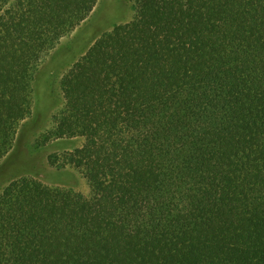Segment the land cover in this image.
<instances>
[{"label": "trees", "instance_id": "16d2710c", "mask_svg": "<svg viewBox=\"0 0 264 264\" xmlns=\"http://www.w3.org/2000/svg\"><path fill=\"white\" fill-rule=\"evenodd\" d=\"M95 2L18 0L0 23V160L28 112L29 59ZM134 2L62 80L53 137L84 142L48 160L89 196L9 180L0 264H264V0ZM42 26L51 41L29 46Z\"/></svg>", "mask_w": 264, "mask_h": 264}, {"label": "rangeland", "instance_id": "374dc122", "mask_svg": "<svg viewBox=\"0 0 264 264\" xmlns=\"http://www.w3.org/2000/svg\"><path fill=\"white\" fill-rule=\"evenodd\" d=\"M22 5L18 4V0H0V18L3 17L0 23L7 22L10 11L11 14L17 15L23 13L26 8L21 7ZM135 16L134 0H96L85 20L75 25L72 30L64 31L50 48L48 45L44 46V51L37 60L29 59L23 72L28 112L16 126L11 150L0 160V190L11 179L28 177L50 187L64 188L84 197L89 196L88 182L81 173L70 165L58 168L60 159L54 166L48 160L49 157L62 158L65 153L80 148L84 142V139L78 136L53 137L56 120L60 118L66 104L62 80L97 39L110 33L116 26L132 22ZM41 28L39 32L42 35L30 41L29 46L34 43L37 47L51 41L52 35L46 34L48 29H44L43 26ZM4 38L0 26V47L3 49ZM11 50L4 49L1 54ZM9 63L5 64L6 67ZM6 75L5 73V80L10 83V90L14 94H20V90L15 87L16 72L11 70L10 76ZM1 87H4V84L1 83ZM1 87L0 90H4ZM4 100H7V97L3 96Z\"/></svg>", "mask_w": 264, "mask_h": 264}]
</instances>
